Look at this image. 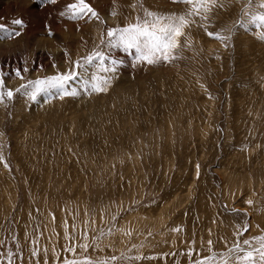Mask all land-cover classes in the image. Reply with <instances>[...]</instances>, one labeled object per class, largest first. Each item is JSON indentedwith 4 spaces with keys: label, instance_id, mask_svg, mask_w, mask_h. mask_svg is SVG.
<instances>
[{
    "label": "rangeland",
    "instance_id": "rangeland-1",
    "mask_svg": "<svg viewBox=\"0 0 264 264\" xmlns=\"http://www.w3.org/2000/svg\"><path fill=\"white\" fill-rule=\"evenodd\" d=\"M74 2L0 0V23L26 25L11 38L0 31V69L26 70L4 77L15 94L0 102V262L194 264L237 241L258 247L264 0H86L99 19L77 20ZM148 13L188 20L168 61L105 46L108 29ZM96 51L120 61L118 72L78 69L69 88L79 95L15 92ZM93 74L108 76L104 92L85 91Z\"/></svg>",
    "mask_w": 264,
    "mask_h": 264
},
{
    "label": "snow or ice",
    "instance_id": "snow-or-ice-1",
    "mask_svg": "<svg viewBox=\"0 0 264 264\" xmlns=\"http://www.w3.org/2000/svg\"><path fill=\"white\" fill-rule=\"evenodd\" d=\"M56 2L57 0H51L53 4ZM182 2L193 3V0H182ZM67 14L73 20L84 17L99 19L97 12L86 0H76V2L68 4ZM148 16L151 19L145 18L143 22L138 20L136 23L123 28L108 29V39L105 41V46L108 49H121L123 52L129 54L134 51L137 61L145 62L149 65L160 60L168 61L171 58L173 50L180 46L179 37L183 35V28L187 25L188 20L184 16H158L153 13H148ZM259 19L261 22H264V16H260ZM9 23L12 26L11 28L8 25L0 23V31L7 32L10 38L20 35L21 30L26 27L22 19H13ZM207 34L210 37L220 39V37L215 36L212 32H208ZM106 60L109 61L107 64L105 63ZM94 61L96 62L98 71L105 74L109 72L115 74L118 72V65L121 63L116 59H110L103 51H96L87 56L83 63L80 61L75 62L74 67L68 72L51 78L30 80L27 84L16 89L15 92L33 101L40 95L49 93L52 90L58 91L60 98L65 96L75 97L79 93L71 90L69 85L81 77L82 72L78 71V69L86 71L87 66L92 65ZM24 71L26 70L16 68L13 73H7L3 69H0V102L4 101L5 95L8 101H12L15 94L12 89L5 90L4 77L14 74L16 77L23 79ZM109 83L107 75L100 77L93 74L91 82L85 80V91L88 92L90 90L91 92L102 93ZM258 243V247H253L252 242L247 239L243 240L242 245L237 241L229 249L228 253H222L220 257L213 255L211 260H197L194 264H264V238H261ZM209 244H211V241H209ZM69 251H72V249H69ZM36 254L37 252L34 251L33 255ZM115 259V257H112L113 261ZM9 264H11L10 260ZM65 264H92V261L72 260L66 261ZM98 264H103V262H98Z\"/></svg>",
    "mask_w": 264,
    "mask_h": 264
},
{
    "label": "bare ground",
    "instance_id": "bare-ground-1",
    "mask_svg": "<svg viewBox=\"0 0 264 264\" xmlns=\"http://www.w3.org/2000/svg\"><path fill=\"white\" fill-rule=\"evenodd\" d=\"M20 7H21V6H20ZM36 8H37V7H36ZM31 10H32V9H31ZM36 11H37V10H36ZM39 12H40V11H39ZM39 12H38V13H39ZM30 13H31V12H30ZM108 20H109V19H108ZM110 21H111V19H110ZM110 21H109V22H110ZM64 38H66V37H64ZM41 42H42V41H41ZM55 42H56V40H55ZM42 43H43V42H42ZM38 44H39V43H38ZM56 45H57V44H56ZM38 47H39V46H38ZM41 47H42V46H41ZM6 48H8V47H6ZM52 48H53V47H52ZM54 48H55V50H51V52H55V53L58 54V55H60L61 53H63V52L65 51V50H64L65 47H64V48H57V49H56V47H54ZM9 49H11V48H8V50H9ZM47 49H48V48H47ZM8 50H3V51L6 52V51H8ZM9 51H10V50H9ZM9 51H8V52H9ZM45 51H46V50H45ZM45 51H44V53H45ZM10 52H11V51H10ZM1 53H2V52H1ZM12 53H13V52H12ZM47 53H50V52H47ZM2 54H3V53H2ZM51 54H52V53H51ZM37 55H38V54H37ZM60 56H61V55H60ZM56 57H57V56H56ZM57 58H58V57H57Z\"/></svg>",
    "mask_w": 264,
    "mask_h": 264
}]
</instances>
